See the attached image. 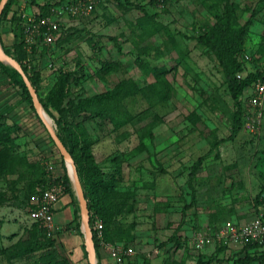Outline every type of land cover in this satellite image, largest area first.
Masks as SVG:
<instances>
[{
    "label": "rangeland",
    "instance_id": "obj_1",
    "mask_svg": "<svg viewBox=\"0 0 264 264\" xmlns=\"http://www.w3.org/2000/svg\"><path fill=\"white\" fill-rule=\"evenodd\" d=\"M93 1L88 15L58 13L55 43L35 51L24 43L21 50L14 46L23 37L20 9H45L49 0H22L14 8L18 15L3 20L1 44L39 72L38 96L55 117L69 99L84 101L87 111L74 110L69 125L79 123L94 141L106 179L115 176L111 203L119 206L114 217L127 235L112 243L134 246L129 264L210 258H216L212 264H233L237 255H249L244 247L250 242L199 248L193 241L196 233L233 221L264 219V105L258 133L234 126L229 84L216 54L198 38L212 28L226 29L223 46L241 62L238 77L262 69L264 0ZM232 4L235 16L227 20ZM0 118L14 126L9 163L0 162V264H89L71 179L82 235L75 222L47 232L29 218L31 190L62 183L63 157L1 65ZM19 239L38 250L10 258ZM261 247L252 255H262ZM107 254L97 256L98 264H114Z\"/></svg>",
    "mask_w": 264,
    "mask_h": 264
},
{
    "label": "trees",
    "instance_id": "obj_2",
    "mask_svg": "<svg viewBox=\"0 0 264 264\" xmlns=\"http://www.w3.org/2000/svg\"><path fill=\"white\" fill-rule=\"evenodd\" d=\"M22 0H8L1 19H0V42H1V27L3 20L10 14L13 13V15L17 14V10L14 8L15 6L19 7ZM235 4H232L229 9L227 10V20H231L235 16ZM42 14H35L36 16H44L47 15L49 12V7L42 9ZM20 17V16H19ZM13 16L11 17V21ZM249 24L246 25V28ZM218 28L215 30L214 28L211 29V33L207 34L204 32L199 38V42L205 46H207L211 51H213L216 54V57L219 61V64L224 72L225 78L229 84L230 93L234 101L236 102V111L234 114V126L236 128H243L244 124V117L246 114V105L242 99L244 92L247 88H249L254 81H256L259 77L263 76L261 69H257L256 71L250 73L245 78L240 79L237 75L239 71H241V62L238 61L237 57H234L235 52L230 53V50L223 46L225 44V37L227 35V30ZM245 34V31H242V35ZM23 37L21 35L18 36V42L14 44L15 47L19 48L18 50L22 49L23 46ZM228 45V43H227ZM3 48L7 54L15 58L23 67L25 73L28 75L32 85L38 92L39 87V72L33 67L31 70L24 65L22 60L15 56L10 48L3 45ZM35 49V48H34ZM36 51V49H35ZM238 51H241V48L238 49ZM245 56V54H244ZM0 65L2 66L4 72L9 76V78L13 79L16 85H18L24 95V100L27 101L31 108L35 111L33 107L32 98L30 96V93L22 79V76L20 73L12 68L11 66H7L4 63L0 62ZM164 72V71H163ZM70 77V75H65V79L67 80ZM65 82V80H64ZM63 82V83H64ZM63 90V87H60ZM57 94H58V87H57ZM41 103L48 111V113L55 119V122L57 124V127L60 129V131L64 134H58L61 138L62 142L65 144L67 149L69 150L70 154L72 155L76 166L78 170V174L84 189L85 197L88 201V208L90 211V224L93 229V236H94V242L96 246V252L97 256L102 255V245L100 243L99 238L96 235V231L94 230V223L95 220L98 218L103 223V240L106 243L111 244H118V243H112L116 240H125V236L127 235L126 232H122V228L120 227L119 223L116 222L115 215L118 214L120 208L118 205H113L111 203L112 198V191H113V184L112 181L115 180V176H112V179L107 180L105 173L102 171L100 166L98 165L95 155L92 150V145L94 144V141L90 138V136L87 135V133L84 131V129L79 125V123H76L75 127H71L69 125V118L75 117V111L77 110L78 114H82L80 112L87 111V108L85 107L84 101L75 102L74 99H69L67 102V106L65 108H59L57 107V111L59 113V117H55L53 113L49 110L48 102L41 100ZM103 116V115H102ZM4 118H0V162L3 166L7 167V164L9 163V157H10V150H9V144L12 142L11 134H12V128L14 126H10L7 123H5ZM6 158V159H5ZM64 173L61 175L59 180L64 184L65 186V192L66 194H69L73 202H77V200L74 199V192L72 189L70 178L67 174V169L64 165V160L62 159ZM40 185L37 187L34 186V188L31 190V195L38 193L41 190L39 188ZM37 190V191H36ZM31 196H29L30 199ZM263 198V195H261ZM76 218L73 219V222H75V227L79 231L80 235H82L80 231V225L78 222H76ZM38 224V223H35ZM125 245H132L130 242L123 243ZM133 246V245H132ZM259 246H264V243H250L247 245L245 250H248L250 248H255ZM134 247V246H133ZM16 251L13 252V254L10 256V258L13 257H24L31 255L32 253L36 252L38 250V247L35 243H30L28 241H25V239L21 240L16 243L15 245ZM12 252V251H11ZM13 256V257H12ZM130 259L127 260V264H129ZM216 261V258H210L208 260L205 259H199L196 264H212ZM258 261L260 264H264V257L263 256H251V255H237L234 260L233 264H252L253 262Z\"/></svg>",
    "mask_w": 264,
    "mask_h": 264
},
{
    "label": "built area",
    "instance_id": "obj_3",
    "mask_svg": "<svg viewBox=\"0 0 264 264\" xmlns=\"http://www.w3.org/2000/svg\"><path fill=\"white\" fill-rule=\"evenodd\" d=\"M66 1V0H65ZM49 0V12L44 16H36L20 9V18L23 19V42L30 49H37L39 45L50 46L55 43L60 31V16L67 9L75 17L88 15L94 8L93 0ZM70 4V6H69ZM17 10V9H16ZM245 58H249L245 55ZM53 66V64H50ZM263 76L259 77L247 88L242 97L246 105L243 128L251 133H258L262 124L264 105V67L261 69ZM66 194L63 183H58L49 188L32 194L30 197L29 218L32 222L41 225L47 232L56 230L54 221V205ZM94 230L104 249L108 252L114 264H127V260L136 255L132 245L123 243L111 244L103 240V223L96 219ZM193 241L202 248L218 242H232L235 244L264 243V219L254 218L251 222L241 225L230 222L213 231H201L195 234Z\"/></svg>",
    "mask_w": 264,
    "mask_h": 264
},
{
    "label": "water",
    "instance_id": "obj_4",
    "mask_svg": "<svg viewBox=\"0 0 264 264\" xmlns=\"http://www.w3.org/2000/svg\"><path fill=\"white\" fill-rule=\"evenodd\" d=\"M8 0H0V19L3 13V10L7 4ZM0 62L11 66L12 68L16 69L20 75L22 76V79L30 93V96L32 98L33 107L41 119L42 123L44 124L46 130L48 131L51 139L53 140L54 144L56 145L57 149L59 150L61 156L63 157L67 170H68V176L71 179L73 183V188L76 192V195L78 197V202L80 205L81 215L83 218V226H84V239H85V248L88 255V263L89 264H98L97 260V252H96V246L94 242V236H93V229L90 224V211L88 208V201L85 197L84 189L78 174L76 163L70 154L69 150L65 146V144L62 142L61 138L59 137L58 133L56 132L54 126H52L46 119L45 115L47 112L45 111L40 98L38 96V93L34 86L32 85L28 75L25 73L22 65L12 56L7 54L0 42ZM48 114V113H47ZM73 173V180L70 176V166Z\"/></svg>",
    "mask_w": 264,
    "mask_h": 264
},
{
    "label": "crops",
    "instance_id": "obj_5",
    "mask_svg": "<svg viewBox=\"0 0 264 264\" xmlns=\"http://www.w3.org/2000/svg\"><path fill=\"white\" fill-rule=\"evenodd\" d=\"M42 12H43V10L39 6H34L30 11H28V13L34 14V15L35 14L36 15L42 14ZM6 38L10 40L11 36L9 34H7ZM72 202H73L72 197L69 194H64L60 198V200L54 205V221H55V226L57 229L59 226L60 227L66 226L73 221V219H74V205ZM233 222H235V221H233ZM206 246H208V245H206ZM206 246H204V247H206ZM204 247H202V248H204ZM263 248L264 247H261V249H263ZM258 249H259L258 247L248 249L249 255L256 256V255H252V254L254 252H257ZM102 252H103V254H105L107 251H106V249H104L102 247ZM136 254H137V251H136ZM263 254L264 253H262V255H259V256H263ZM252 264H260V263L258 261H255Z\"/></svg>",
    "mask_w": 264,
    "mask_h": 264
},
{
    "label": "bare ground",
    "instance_id": "obj_6",
    "mask_svg": "<svg viewBox=\"0 0 264 264\" xmlns=\"http://www.w3.org/2000/svg\"><path fill=\"white\" fill-rule=\"evenodd\" d=\"M44 115H45L47 121H48L52 126H54V122H53V120L51 119V117H50L47 113L44 114ZM69 166H70V176H71V178H72V180H73V173H72L71 165L69 164Z\"/></svg>",
    "mask_w": 264,
    "mask_h": 264
}]
</instances>
